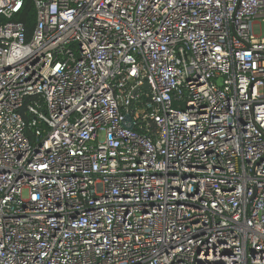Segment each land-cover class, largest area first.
<instances>
[{
  "label": "built area",
  "instance_id": "1",
  "mask_svg": "<svg viewBox=\"0 0 264 264\" xmlns=\"http://www.w3.org/2000/svg\"><path fill=\"white\" fill-rule=\"evenodd\" d=\"M35 6L0 0V264H264V0Z\"/></svg>",
  "mask_w": 264,
  "mask_h": 264
},
{
  "label": "trees",
  "instance_id": "2",
  "mask_svg": "<svg viewBox=\"0 0 264 264\" xmlns=\"http://www.w3.org/2000/svg\"><path fill=\"white\" fill-rule=\"evenodd\" d=\"M15 20L21 22L25 26L27 38L30 39L34 33L36 22H37V12L35 6V0H23L22 10L17 14ZM35 98L28 97L27 102L32 101ZM41 102V99H40ZM27 120L32 119V115L29 113L24 114ZM142 131V130H139ZM143 132V131H142Z\"/></svg>",
  "mask_w": 264,
  "mask_h": 264
},
{
  "label": "rangeland",
  "instance_id": "3",
  "mask_svg": "<svg viewBox=\"0 0 264 264\" xmlns=\"http://www.w3.org/2000/svg\"><path fill=\"white\" fill-rule=\"evenodd\" d=\"M261 27H262V31H263V34H264V22H262ZM260 29H261L260 25H258L257 30L260 31Z\"/></svg>",
  "mask_w": 264,
  "mask_h": 264
},
{
  "label": "water",
  "instance_id": "4",
  "mask_svg": "<svg viewBox=\"0 0 264 264\" xmlns=\"http://www.w3.org/2000/svg\"><path fill=\"white\" fill-rule=\"evenodd\" d=\"M144 88H147L149 89V85L146 83V85L144 86ZM140 91V87H138L136 90H135V93L139 92Z\"/></svg>",
  "mask_w": 264,
  "mask_h": 264
}]
</instances>
